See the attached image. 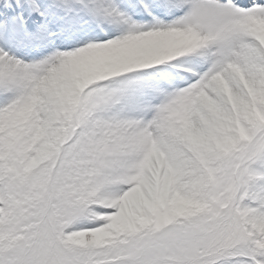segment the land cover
I'll return each mask as SVG.
<instances>
[{
  "label": "snow or ice",
  "instance_id": "1",
  "mask_svg": "<svg viewBox=\"0 0 264 264\" xmlns=\"http://www.w3.org/2000/svg\"><path fill=\"white\" fill-rule=\"evenodd\" d=\"M0 264H264V0H0Z\"/></svg>",
  "mask_w": 264,
  "mask_h": 264
}]
</instances>
